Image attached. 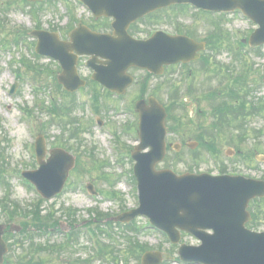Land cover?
Instances as JSON below:
<instances>
[{
	"label": "rangeland",
	"instance_id": "1",
	"mask_svg": "<svg viewBox=\"0 0 264 264\" xmlns=\"http://www.w3.org/2000/svg\"><path fill=\"white\" fill-rule=\"evenodd\" d=\"M23 2V0H0V143L4 148L2 168L7 173L4 178L6 185L0 180V224H10L14 229L19 224H24L31 229L26 234L27 244L23 248L15 247L10 250L5 259L7 258L10 264H27L28 260H41L43 264H86L83 262L86 259L90 264H116L111 262L114 257L102 260L97 258L95 241L87 234L90 228L101 233L105 240L107 236L110 238L117 248L113 250V255L120 259L122 264H139L126 254L129 251H126L124 244L128 233L121 230L118 225L112 224L108 227L102 217H97L98 224L90 223L84 226V222L94 217V210L114 217L137 207L136 186L131 178L133 162L128 156L129 149L137 145L136 130L130 127L136 119L132 113L128 114L127 110H133V102L140 93V84L145 74L133 71L131 74L136 78L137 83L120 99L114 96L107 97L101 93V89L91 84L73 93L72 97L65 95L62 89L56 86L54 78V72H57L56 63L44 57L34 56L32 48L36 39L31 38L28 33L36 30V27L49 32L63 29L70 21L67 9L62 2H41V5H36L38 10ZM70 4L75 10L73 12L75 24L78 20L87 24L92 23L91 18L76 4L75 0H70ZM170 14L171 12L167 13L165 17ZM219 17L217 14H211L199 18L200 21L197 22L199 24L195 30V36L202 38L209 31L213 32L214 28L210 23L217 25L214 37L215 49H207L205 52V55L210 57L211 66L206 71L201 70L200 62L190 64L187 68L170 67L163 77L149 80L147 94L153 91L158 92L156 95L165 105L173 100L167 93L169 86L174 85L180 89L176 98L188 111V120L190 122L192 120L195 127L186 129L183 120L185 112L182 109L175 112L176 121L170 120L169 126L173 129L176 127L181 133H185V140H195L194 137L200 132L196 128L197 125L208 126L211 121H214L210 114L208 117H201L199 114L197 116L199 111L209 113V109L219 103L216 100L202 98L208 89L220 92L235 86L242 93L243 90L247 92L245 100H242L246 102L248 109L251 104H255L261 105L263 110L258 115H250L249 111L243 110L242 112L248 116L232 122V133L231 136L227 134L228 139L224 135L215 141V153L207 151L204 147L197 148L193 152L183 147L177 155L172 151L168 152L166 159L157 166V169L167 168L176 174L217 175L222 168L227 171L226 174L231 175L242 172L259 176L264 173V163L255 160L256 152L264 153V47L256 52L246 47L247 50L244 53L235 45L232 46L235 44L234 40L250 35L256 26L240 14ZM153 19L154 16L141 20L139 30L148 31L149 28H153L151 26ZM191 19L190 15L177 18L181 23L191 22ZM208 19L213 20L209 23ZM167 28L174 27L168 24L165 25V29ZM63 32L66 34V31ZM29 64L35 68L31 66L27 68L26 65ZM220 66L222 71L218 75ZM246 66L249 69L245 68ZM188 69L194 76L187 78L184 76V72ZM15 71L22 75L23 80L15 79L13 74ZM79 73L80 76L89 78L88 70L84 66ZM232 79L243 87L235 85ZM15 83L16 90L10 96L9 91ZM192 87L197 91H193L190 95L188 88ZM93 94L99 95L98 116L105 128H98L94 124L96 116L89 109V100ZM73 99L77 105L75 111L62 115ZM55 104L62 109H59L55 115L44 109V106L56 108ZM22 108L31 109V117H27ZM56 115L59 116L56 117ZM75 119H78L82 126V134L79 137L81 147L78 146L77 150H74L80 155L77 161L78 169L68 176L59 195L49 200L43 199V202L39 201V195L34 188L25 184L20 175L22 171L34 170L38 167L32 149L35 138L42 135L47 150H50L55 147L61 125L64 126L63 123H66L68 128L69 122ZM42 126L44 130L40 133L39 128ZM69 135L67 132V136ZM116 138L121 145L115 141ZM167 140L179 142L180 138L169 135ZM71 145L72 148L76 146L74 143ZM126 150L127 155L123 156V162H119L117 151L125 154ZM228 150L229 152L240 150V153L230 155ZM70 153L75 155L74 152ZM88 184H92L93 190L98 192L97 197L88 194L85 189ZM112 191L117 192V197L112 196ZM14 207L19 210V214H14L8 222L4 212L12 215ZM256 207L258 206H253L252 210L257 213L261 222L258 231H264V215L262 214L264 209ZM30 209L34 213L35 211L40 213L41 210V216L39 218L34 216ZM49 217L51 222H60L61 231L46 235L32 229L34 226H39L37 220L48 225ZM135 221H138L140 226L147 222L143 217ZM73 222L77 226L78 234H73V238L67 241L65 233L68 230V224ZM148 226L138 235L139 240L148 244L150 249L161 252L164 259L162 264H184L176 262L179 244L193 246L198 244L191 236H184L179 244L172 248L160 232ZM129 236L135 235L130 233ZM22 237L24 238L25 234L15 232L7 239L11 243L16 241L14 239ZM122 251L125 253L122 254Z\"/></svg>",
	"mask_w": 264,
	"mask_h": 264
},
{
	"label": "water",
	"instance_id": "2",
	"mask_svg": "<svg viewBox=\"0 0 264 264\" xmlns=\"http://www.w3.org/2000/svg\"><path fill=\"white\" fill-rule=\"evenodd\" d=\"M110 1L123 4V7L111 8V13L116 15L126 11V23L148 11L138 7L142 0ZM148 1H154L161 6L177 2ZM195 3L225 11L242 9L260 24L261 30H264L262 0H198ZM154 7L156 6L149 10ZM120 33L121 37L117 40L94 34L87 36L91 45L95 43L105 46L109 42V48L99 49L93 46L86 53L106 60L97 69L94 79L112 91L122 93L130 84L131 79L125 74L129 67L146 68L158 74L164 65L197 58L196 45L184 38H163L145 43L131 41L125 35V28H122ZM262 34L263 38L252 37V44L263 42L264 32ZM36 35L39 37L37 52L61 61L64 74L59 77V81L68 90L78 87L80 83L74 73V60L68 55L71 48L61 47L53 35ZM137 110L140 113L141 144L134 154L137 162L134 171L141 193L140 207L116 220L128 222L136 215H146L155 226L167 232L175 243L179 239L177 228L193 234L202 244L195 248L181 246L179 255L186 261L204 264H264V234H251L243 228L247 221L245 208L249 200L261 192H254L247 181L239 178L207 175L177 177L170 171L155 172V164L163 159L165 153V115L162 108L152 99L149 100V107H145L144 102H139ZM146 147L151 149L148 154L138 153L139 149ZM37 153L40 160L44 155L43 144H37ZM72 165L73 159L69 155L61 150H54L47 163H41L39 171L25 176L37 185L45 198H50L61 191ZM205 229H211L213 234L204 233ZM1 235L0 226V264L2 255L6 252ZM150 256L152 255L147 254L143 258V264H159L158 255Z\"/></svg>",
	"mask_w": 264,
	"mask_h": 264
},
{
	"label": "flooded vegetation",
	"instance_id": "3",
	"mask_svg": "<svg viewBox=\"0 0 264 264\" xmlns=\"http://www.w3.org/2000/svg\"><path fill=\"white\" fill-rule=\"evenodd\" d=\"M159 14V16H158ZM153 22L151 24V26H153V28H149L148 31H142L139 30V27H141L140 21H136L135 23L131 24L129 26L128 32L132 37L135 38H148L153 32L154 30H159L160 28H158L160 26V13H154L152 15H149L145 18H143L142 20L146 19V18H150L153 17ZM111 24H112V20L111 19H93L92 23L90 24V28L96 31H100V32H111ZM173 32H176L173 31Z\"/></svg>",
	"mask_w": 264,
	"mask_h": 264
},
{
	"label": "trees",
	"instance_id": "4",
	"mask_svg": "<svg viewBox=\"0 0 264 264\" xmlns=\"http://www.w3.org/2000/svg\"><path fill=\"white\" fill-rule=\"evenodd\" d=\"M76 130V129H75ZM76 131H74L71 135H75ZM36 218V217H35ZM34 218V219H35ZM144 249H140V251H143ZM28 264H31V262H29Z\"/></svg>",
	"mask_w": 264,
	"mask_h": 264
}]
</instances>
